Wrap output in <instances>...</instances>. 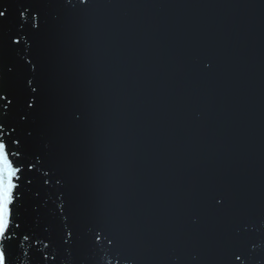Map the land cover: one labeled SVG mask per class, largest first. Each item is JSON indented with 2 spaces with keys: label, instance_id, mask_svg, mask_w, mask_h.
Instances as JSON below:
<instances>
[{
  "label": "water",
  "instance_id": "water-1",
  "mask_svg": "<svg viewBox=\"0 0 264 264\" xmlns=\"http://www.w3.org/2000/svg\"><path fill=\"white\" fill-rule=\"evenodd\" d=\"M3 2L11 21L21 0ZM30 2L47 19L35 46L45 104L25 127L64 178L80 238L69 255L55 197L39 180L24 225L68 264H97L87 231L95 222L135 264H224L248 242L264 243V0ZM12 30L0 26L8 86L22 79ZM244 224L253 227L238 235ZM39 247L14 257L27 252L36 264ZM253 257L264 264V247Z\"/></svg>",
  "mask_w": 264,
  "mask_h": 264
},
{
  "label": "snow or ice",
  "instance_id": "snow-or-ice-1",
  "mask_svg": "<svg viewBox=\"0 0 264 264\" xmlns=\"http://www.w3.org/2000/svg\"><path fill=\"white\" fill-rule=\"evenodd\" d=\"M64 4L70 8L77 4L89 6L90 0H64ZM5 11V4L0 0V26L13 24L9 46L17 57L22 79L16 86H8L4 83L5 74L0 72V264H33L27 252L23 253V259L14 257L13 253L14 249L24 250L31 243L40 245L34 250V254L41 256L36 264H68L67 260L59 259L52 239L29 230L23 220L25 201L39 180L55 197H49L54 205L50 211L56 217L61 242L69 255L80 238L79 224L72 216L69 199L63 190L64 178L48 165L43 153L34 150L31 144L34 130L25 127L41 113L45 104L42 64L35 46L47 28V19L41 8L30 0H21L16 9L18 15L11 21ZM16 67L7 69L10 78H15ZM21 103L22 111L17 112ZM14 115L16 118L12 119ZM81 116L77 112L74 119L79 120ZM35 195L39 197L40 193ZM213 199L217 205L223 204L222 196ZM251 227L244 224L236 232L241 235ZM87 231L89 246L99 255L97 264H135L121 250L118 236L108 225L91 223ZM259 247H264V243L248 242L246 248L232 251L224 264H260L253 257Z\"/></svg>",
  "mask_w": 264,
  "mask_h": 264
}]
</instances>
